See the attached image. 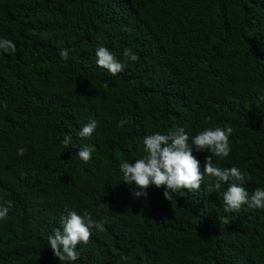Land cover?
<instances>
[{
    "label": "trees",
    "instance_id": "16d2710c",
    "mask_svg": "<svg viewBox=\"0 0 264 264\" xmlns=\"http://www.w3.org/2000/svg\"><path fill=\"white\" fill-rule=\"evenodd\" d=\"M0 38L16 45L0 50V205L12 202L0 264H61L48 238L67 210L104 225L73 264H264V210L226 213L228 184L205 176L172 202L154 185L137 199L120 172L148 135L183 128L191 144L230 126V155L214 166L246 174L249 196L264 188V0H0ZM98 46L121 73L97 66ZM193 155L203 172L211 153Z\"/></svg>",
    "mask_w": 264,
    "mask_h": 264
},
{
    "label": "clouds",
    "instance_id": "9594fccd",
    "mask_svg": "<svg viewBox=\"0 0 264 264\" xmlns=\"http://www.w3.org/2000/svg\"><path fill=\"white\" fill-rule=\"evenodd\" d=\"M124 31H130V29L125 27ZM0 50L4 53H14L16 45L11 40L0 38ZM59 55L62 60L67 61L69 50H61ZM123 55L131 62L139 60V56L131 48L125 49ZM96 57L97 66L113 77L126 67L104 46L97 47ZM3 107L6 109L7 104L5 103ZM127 123V120L121 119L118 127L122 128ZM97 127L98 122L92 119L80 129L78 134L81 138H90ZM232 132L233 129L230 126L226 130L221 127L208 128L192 137L191 144L183 128L169 131L167 134L157 132L148 135L143 141V150L146 155L135 160L134 163L125 161L120 164L123 182L129 186H135L132 195L137 199L147 197V189L153 185L158 189L163 187L166 189L163 193L165 199L172 202L175 192L182 189L188 192L198 191L205 176L215 177L214 188L217 191L221 188V182L228 184L222 197L223 209L226 213L239 212L245 205L251 209L264 210V188H257L249 196L248 191L242 186L246 174L236 167L214 166V157L224 159L230 155L229 137ZM71 140L72 137L66 135L62 145L66 148L70 147ZM194 149L196 152L211 153L206 158L203 172L200 169V162L193 155ZM93 150L91 147L84 146L78 150L77 155L87 163L91 159ZM26 151L25 147H20L17 155L23 156ZM11 207L10 201L0 205V221L8 217ZM61 228L62 230L56 229L48 238V244L61 264H73L79 259L77 246L88 243L93 228L104 231L102 222L93 220L88 213L82 216L74 210H67V215L61 218Z\"/></svg>",
    "mask_w": 264,
    "mask_h": 264
}]
</instances>
